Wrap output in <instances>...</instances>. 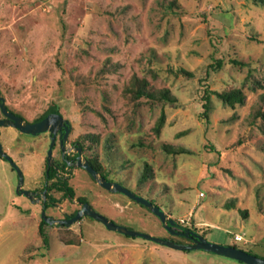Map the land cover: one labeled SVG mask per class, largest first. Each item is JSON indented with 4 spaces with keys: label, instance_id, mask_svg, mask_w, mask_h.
I'll use <instances>...</instances> for the list:
<instances>
[{
    "label": "rangeland",
    "instance_id": "374dc122",
    "mask_svg": "<svg viewBox=\"0 0 264 264\" xmlns=\"http://www.w3.org/2000/svg\"><path fill=\"white\" fill-rule=\"evenodd\" d=\"M134 79L174 102L136 99ZM234 91L242 102L221 98ZM0 95L28 123L57 110L100 176L207 242L264 259V0H0ZM0 144L23 189L40 191L48 136L0 128ZM17 183L0 158V264H243L128 238L87 217L43 226L45 246L40 203L18 195ZM68 186L73 200L52 190L58 202L46 217L65 219L83 198L118 226L190 244L85 171Z\"/></svg>",
    "mask_w": 264,
    "mask_h": 264
},
{
    "label": "water",
    "instance_id": "95a60500",
    "mask_svg": "<svg viewBox=\"0 0 264 264\" xmlns=\"http://www.w3.org/2000/svg\"><path fill=\"white\" fill-rule=\"evenodd\" d=\"M0 112L4 119H0V128H13L17 130L19 133L29 136H37L46 132L52 133L51 143L49 145V149L47 152V161L48 166H52L53 160L51 157V149L54 145V138L56 131L54 130L55 126L59 124L60 128L65 126V121L59 115H49L43 120L36 123H28L22 118L14 115L9 112L5 106L4 100L0 97ZM69 129L65 127V136L66 139ZM78 153L81 154V151L78 150ZM0 158L9 163L11 168L17 173L18 183L16 187V193L22 195L27 198H31V193L23 190V175L19 171L18 167L14 164L12 159L4 153L2 149V145L0 144ZM77 168L83 169L92 180L104 190L110 193H116L126 196L131 201L136 204L146 208L152 215H154L162 224L164 230L170 235L179 236L183 238H187L192 241L191 244H177L170 240L157 239L145 234L137 233L130 231L124 227L118 226L100 215L88 204L84 203L81 205V209L76 212V214L69 218L63 220H53L49 217L45 216V213H41V219L48 225H56V226H64L70 227L74 223L78 222L84 217L90 218L99 224H101L106 230L123 235L128 238H140L148 242L155 243L162 247H167L169 249L177 250V251H203L208 254L217 255L220 257L228 258L231 260H235L237 262L243 264H264V259L258 258L244 252L240 249L230 246H220L207 242L204 238L199 236L197 233L182 228L177 225L174 221L169 219L166 214L156 205L152 204L150 201L136 196L130 190L120 185L119 183H114L106 180L104 177L100 176L97 171H95L91 165L86 160H81L79 158L78 163L75 165Z\"/></svg>",
    "mask_w": 264,
    "mask_h": 264
},
{
    "label": "flooded vegetation",
    "instance_id": "af4514ba",
    "mask_svg": "<svg viewBox=\"0 0 264 264\" xmlns=\"http://www.w3.org/2000/svg\"><path fill=\"white\" fill-rule=\"evenodd\" d=\"M0 97H1V95H0ZM0 114H1V112H0ZM52 114L61 116L59 113H53V112H51V113H47L42 119H40L38 121H35L33 123L39 122V121L43 120L44 118H46L47 116L52 115ZM1 119H4V117L2 116ZM63 120L65 121V123H64L65 126H62L60 128L59 124H57L55 126V128H54V130L56 131V134H55V138H54V145H53V147L51 149V157H52V160H53V164L50 167L48 166L47 152H48V149H49V145L51 143L52 133L51 132L43 133V134H46L48 136V145H47L46 154H45V157H44V170L42 172V178H43L42 184H43V188L40 191H38V190H30V191L29 190H25V191H28V192L31 193V198L25 197L26 199H28L30 202H38V203H40L41 213L42 212L45 213V211L47 209H49L51 207H54L55 204H56V203H54L53 205H50L46 209H44V205H43V203L46 201L45 195L47 194L48 196H51L50 195V192L52 190L57 191L55 189H51V187L53 186V184H56L57 181H65L67 178H68V181H67V184H68V182L72 178L73 171H77V170L84 171L81 168L75 167V165L78 163L79 158L81 160H84L83 155H82V148L80 147V144L77 143V142H72V143L70 142L69 143V135H70V132H71V126L68 123V121H66L64 118H63ZM65 127H67L69 129V132L67 134L66 139L64 138V136H65ZM37 136H39V135H37ZM78 150L81 151V154L78 153ZM54 152H57V157L58 158L53 157ZM87 162L90 165L92 164L89 161H87ZM92 165H91L92 168L94 166H96L95 164H92ZM49 171H52L53 172L54 178L48 180V182H47V180L45 179V176H46L47 172H49ZM47 189H50V191L48 192ZM78 199L79 198L76 199V202L80 206V209H81V205L84 204V203H86V202H81ZM69 200L72 201L73 198H71ZM76 212H75V214H76ZM41 213H40V217H41ZM67 217H69V216H65V218H67ZM184 239L188 240L190 242V244L192 243L191 240H189L187 238H184Z\"/></svg>",
    "mask_w": 264,
    "mask_h": 264
},
{
    "label": "trees",
    "instance_id": "16d2710c",
    "mask_svg": "<svg viewBox=\"0 0 264 264\" xmlns=\"http://www.w3.org/2000/svg\"><path fill=\"white\" fill-rule=\"evenodd\" d=\"M232 63L234 65L243 66L242 63H239V62H236V61H233ZM181 74H183L185 76H188L184 72H181ZM134 82H135L134 86H136L137 89H133V90H130V91H131V93L134 95V97L136 99L146 98V99L151 100V101L174 102V99L170 96L168 90L164 89V90H161V91H158V92H147V90H146V85L147 84H146L145 81H139L137 79H134ZM221 98L223 100H225V102H227L230 105L233 104L234 102H242V100H243L242 99V95L239 92H237V91H234V92H231V93H228V94H223L221 96ZM261 100H262L263 108H262V111H260V113H259V117L264 121V96L261 98ZM51 112L58 113L57 110L49 111L48 113H51ZM44 116H42L40 119H42ZM40 119H37L36 121H38ZM182 152L183 151H180V152H177V153H182ZM174 153H176V152H174ZM93 168L99 173L98 167L94 166ZM52 178H54L53 172L52 171L47 172V174L45 176V179L47 180V182H48V180H50ZM67 181H68V178L65 181H57L56 184H53L51 189H55V190H57V192L62 193V196L64 198L71 199V198H73V190L68 186ZM47 191L49 192L50 189H47ZM45 197H46V201L43 203L44 209L48 208L50 205H53L54 203L57 202L55 199H53L51 196H48L47 194L45 195ZM78 200L81 201V202H86L82 198H79ZM74 215H75V213L72 214L71 216L65 218V219H69V218L73 217ZM47 225L48 224H46L41 219L40 226H39V236H40V238H41V240H42V242H43V244L45 246L48 244V238H47L46 234L44 233L42 227L43 226H47ZM57 227H64V226H57Z\"/></svg>",
    "mask_w": 264,
    "mask_h": 264
},
{
    "label": "crops",
    "instance_id": "0c3cea01",
    "mask_svg": "<svg viewBox=\"0 0 264 264\" xmlns=\"http://www.w3.org/2000/svg\"><path fill=\"white\" fill-rule=\"evenodd\" d=\"M10 130L11 129H13V128H9ZM15 130V129H14ZM17 131V130H16ZM18 132V131H17ZM8 134V133H7ZM12 141L13 140H18V139H16V137L15 136H13L12 137V139H11ZM21 144H23L24 145V141L23 142H21ZM34 147V146H33ZM2 149H3V151H4V153L5 154H7V155H9L8 154V152L3 148V145H2ZM10 153H12L13 155H15V156H17V157H20L21 156V151H19V149H11L10 147H8V149H7ZM10 156V155H9ZM11 157V156H10ZM13 159V158H12ZM16 163V162H15Z\"/></svg>",
    "mask_w": 264,
    "mask_h": 264
},
{
    "label": "built area",
    "instance_id": "2783aa9c",
    "mask_svg": "<svg viewBox=\"0 0 264 264\" xmlns=\"http://www.w3.org/2000/svg\"><path fill=\"white\" fill-rule=\"evenodd\" d=\"M240 239H241L240 237H237V236L235 237L236 241H240Z\"/></svg>",
    "mask_w": 264,
    "mask_h": 264
}]
</instances>
